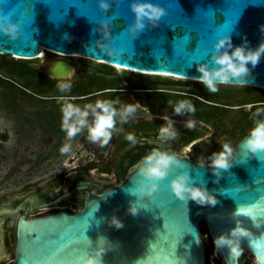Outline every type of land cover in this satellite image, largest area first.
<instances>
[{
    "label": "water",
    "instance_id": "95a60500",
    "mask_svg": "<svg viewBox=\"0 0 264 264\" xmlns=\"http://www.w3.org/2000/svg\"><path fill=\"white\" fill-rule=\"evenodd\" d=\"M138 2L151 3L162 14L155 20L144 17L137 28L132 4ZM10 26L15 34L5 31ZM223 37H230L229 52L264 43V0H0V54L20 59L40 58L50 50L199 79L200 65L219 67L213 56ZM248 67L245 77L229 83L264 89V54ZM71 70L64 61L54 67L61 77ZM249 137L227 168L174 161L163 177L150 179L142 174L147 162L91 197L83 209L26 220L11 264H81L82 258L95 256L101 240L99 264H207L203 223L225 264H241L240 258L242 264H255V255L264 264V150L250 151ZM178 176L186 177L189 187L207 191L215 203L176 196L172 182ZM152 184V192L139 191ZM237 223L248 235L238 238L242 251L234 257L215 240L231 236Z\"/></svg>",
    "mask_w": 264,
    "mask_h": 264
},
{
    "label": "flooded vegetation",
    "instance_id": "af4514ba",
    "mask_svg": "<svg viewBox=\"0 0 264 264\" xmlns=\"http://www.w3.org/2000/svg\"><path fill=\"white\" fill-rule=\"evenodd\" d=\"M47 58L59 61L47 55L38 68L41 73L38 76V143L57 155H69L63 158L64 163L77 166L67 174H55L29 194H23L24 189L0 196V257L5 260L13 255L10 264L16 260L21 223L53 211H77L72 209L75 205L82 204L83 209L91 197L107 188L89 177L92 168L101 172L115 171L123 181L137 166L147 163L146 158L153 152L166 154L173 161L213 165L214 156L223 151L225 144L232 149L230 162L251 129L264 121V94L244 93L236 88L240 85L217 84L219 90L213 92L199 79L143 74L94 60L80 64L64 61L72 70L66 76H52L45 70ZM65 83L70 84V88L62 90L60 85ZM254 94L259 99L249 97ZM182 100L188 101L194 111L184 109L176 113L175 105ZM97 101L111 102L117 113L108 143L102 146L89 138L88 126L95 120L91 108L87 109V125L69 139L62 128V109L72 103L83 110L86 105L94 107ZM127 105L137 107L124 119L120 112ZM169 122L175 131L173 137L160 133V128ZM189 122L192 127L188 126ZM129 134L134 140L127 139ZM7 137L8 134L1 136L2 140ZM65 144L70 145V150L62 153ZM43 155L38 156L40 164L62 160ZM74 172L78 178L66 187V177ZM55 191L58 194L53 198L50 195ZM13 236L15 249L9 254ZM3 251L8 257H4ZM240 261L242 264V258Z\"/></svg>",
    "mask_w": 264,
    "mask_h": 264
},
{
    "label": "rangeland",
    "instance_id": "374dc122",
    "mask_svg": "<svg viewBox=\"0 0 264 264\" xmlns=\"http://www.w3.org/2000/svg\"><path fill=\"white\" fill-rule=\"evenodd\" d=\"M47 55L54 60L78 64L93 61L78 56H61L52 52H48ZM13 58L15 57L0 54V196L12 191L20 193L24 189L23 194H29L55 174L59 172L67 174L73 166H77L75 163L69 164L68 160L64 163L63 158L69 155H57L52 153L49 147H41L38 143V90L34 89V83L28 84L35 81L25 75H29L27 65L29 68L38 70L43 59L15 58L13 60ZM39 74L41 73L38 71V76ZM236 88L242 89L244 93L251 91L264 94V89L252 86L240 85ZM249 97L253 100L259 99L255 94ZM3 134H8L7 140H2ZM40 154L54 159L61 157L62 160L56 163L40 164L38 163ZM89 177L106 187L117 186L122 182L115 171L101 172L97 168H92ZM76 178H78L77 172L66 177V187H69ZM57 194L58 191H55L50 196L54 198ZM81 208L82 204L72 207L75 210ZM202 231L201 239L206 248L207 264H225L205 223L202 224ZM14 249L15 237L13 236L8 253H14ZM13 257L11 255V258L0 261V264H10Z\"/></svg>",
    "mask_w": 264,
    "mask_h": 264
},
{
    "label": "clouds",
    "instance_id": "9594fccd",
    "mask_svg": "<svg viewBox=\"0 0 264 264\" xmlns=\"http://www.w3.org/2000/svg\"><path fill=\"white\" fill-rule=\"evenodd\" d=\"M106 7V5H104ZM132 9L136 13V27L142 28V20L144 17H148L150 20H155L159 18L162 14V9L154 6L147 2H138L132 4ZM5 31H9L15 34V27L10 26L6 28ZM216 52L213 56L214 62L219 65L215 69H209L206 65H200L198 71L202 74L199 78L200 81L205 84L210 91H218L217 84H227L230 78H236L239 80L241 77H245L249 72L248 64L251 63L255 66L261 55L264 54V43H261L255 50L246 49L244 46H237L231 52L227 49L232 48L230 37L221 38L216 44ZM224 49L223 52L220 50ZM61 89L70 88V84H61ZM135 105H127L122 108L120 115L126 119L128 114L136 111ZM88 108L92 109L95 116L94 123L88 126L89 138L92 141H99L101 145L108 143L111 137V130L115 126V116L117 115L113 104L109 101H97L96 105H86L83 110L78 106L67 103L62 109L63 120L62 128L65 130L69 139L74 137L79 133L82 128L87 125ZM99 109L100 111H97ZM184 109L192 112L194 111L193 106L188 101H180L175 105L176 113H181ZM167 119V118H166ZM189 127H192V123L189 122ZM161 135L167 137H173L175 131L171 127V122L167 126H162L160 128ZM127 139L134 140V136L129 134ZM250 151L256 152L258 150H264V121L258 122L255 128L251 129L250 137L246 141L245 145ZM70 150V145L65 144L61 148L62 153H66ZM232 149L229 145L225 144L223 146V151L216 154L213 158V165L217 168H227L228 161L231 157ZM149 166L143 170V175L153 178L163 177L166 173L168 166L173 163L172 157L153 152L147 158ZM153 161H155L153 163ZM156 185L152 184L150 188L145 189L143 186L140 187V192L150 193L155 189ZM172 188L176 194L181 199L191 198L197 202L204 203L210 202L215 203V199L205 190L196 187H189L186 183V177L178 176L172 182ZM133 213L136 212V208L131 209ZM118 227L120 226L119 221H113ZM248 232L237 223L236 227L231 231V236L221 235L215 240L217 247L227 245L230 249V254L234 257H238L241 254V249L239 247V237L247 236ZM233 237L237 239H233ZM104 241L101 240V246L95 253V256L89 255L86 258H82L81 264H99V257L104 251L103 248ZM260 257H264V251L260 252ZM255 264H260V259L255 255Z\"/></svg>",
    "mask_w": 264,
    "mask_h": 264
},
{
    "label": "bare ground",
    "instance_id": "6f19581e",
    "mask_svg": "<svg viewBox=\"0 0 264 264\" xmlns=\"http://www.w3.org/2000/svg\"><path fill=\"white\" fill-rule=\"evenodd\" d=\"M48 52H51L50 50H45V51H43L42 52V54L40 55V58H45L46 56H47V53ZM53 53V52H52ZM55 54H57V55H61V56H70V55H65V54H61V53H57V52H55ZM18 58H19V56H17ZM85 58H87V57H85ZM98 61H100V62H105V63H107V64H110V65H112V66H114V67H116V68H118V69H121V70H123V69H127V70H131V71H135V72H142V71H138V70H134V69H131V68H125V67H121V66H118V65H115V64H111V63H108V62H106V61H103V60H98ZM56 64H57V61H52V60H50V59H46L45 60V70H46V72L49 74V75H52V76H54V75H57L58 76V74H61V69H60V71L59 72H56V73H58V74H56L55 72H54V67L56 66ZM142 73H145V74H157V75H172V74H166V73H159V72H142ZM63 74H65V73H63ZM67 74V73H66ZM3 253V255H4V257H8V255L3 251L2 252ZM223 257V256H222ZM1 260H3L2 259V257H0V261ZM226 263V262H225Z\"/></svg>",
    "mask_w": 264,
    "mask_h": 264
},
{
    "label": "trees",
    "instance_id": "16d2710c",
    "mask_svg": "<svg viewBox=\"0 0 264 264\" xmlns=\"http://www.w3.org/2000/svg\"><path fill=\"white\" fill-rule=\"evenodd\" d=\"M13 60H15V58H13ZM27 69H28L27 72H29V75H25V76L31 77L32 81H35V82H32V83L29 82L28 84L31 85V84L34 83V87H35L34 89L38 90V70L35 69V68H29L28 65H27Z\"/></svg>",
    "mask_w": 264,
    "mask_h": 264
}]
</instances>
